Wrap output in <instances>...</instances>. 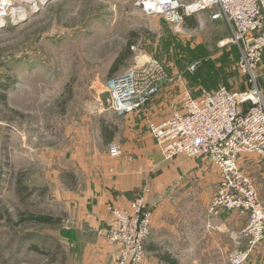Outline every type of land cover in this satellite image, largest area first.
I'll use <instances>...</instances> for the list:
<instances>
[{
	"label": "rangeland",
	"instance_id": "374dc122",
	"mask_svg": "<svg viewBox=\"0 0 264 264\" xmlns=\"http://www.w3.org/2000/svg\"><path fill=\"white\" fill-rule=\"evenodd\" d=\"M27 4V16L0 24V95L7 97L6 105L0 100V264H111L109 253L101 256L104 245L73 244L61 238L80 225L65 210L70 197L75 202L85 178L94 181L102 176L103 164L113 162L107 158L108 145L121 142L112 140L114 121L105 115L114 111L107 104L108 80L157 58L184 80L168 86L173 89L167 107L171 112L184 88L200 95L220 87L243 91L254 83L238 69V49L228 42L229 28L215 17L216 9L187 16L177 28L162 14L139 7L137 0H50L35 10ZM120 55L126 57L111 72ZM254 75L264 94V56ZM14 87L19 90L12 92ZM162 91L155 97H164ZM151 117L137 126L141 183L136 194L148 188L151 203L182 184L186 196L180 202L188 209L180 218L184 238L177 245L162 242V249L184 255L177 258L180 264H230L232 254L250 245L243 233L246 214L222 212L216 219L209 214L220 180L218 168L209 159L201 165L184 155L165 158L147 128L150 120L160 119ZM23 128L31 134L23 148L35 157L16 164L9 130L17 134ZM125 132L118 135L128 141ZM240 165L264 203V158L244 153ZM24 169V183L35 190L26 201L17 192V176H12ZM164 200L167 206L170 198ZM23 210L35 214L58 210L61 221L21 223ZM108 227L100 233L110 249ZM150 239L141 264H160L158 256L148 252ZM243 264H264V244L255 245Z\"/></svg>",
	"mask_w": 264,
	"mask_h": 264
},
{
	"label": "built area",
	"instance_id": "2783aa9c",
	"mask_svg": "<svg viewBox=\"0 0 264 264\" xmlns=\"http://www.w3.org/2000/svg\"><path fill=\"white\" fill-rule=\"evenodd\" d=\"M27 2L30 3L0 0V24L15 23L27 16ZM137 5L149 13L162 14L177 28L185 24L187 16L216 9L215 17L222 18L229 28L228 42L238 49V69L249 74L254 83L243 91L220 87L203 90L200 95L184 88L168 117L148 123L165 158L184 155L197 159L208 153L204 158L211 160L220 172L209 214L217 218L222 212H238L247 217L243 233L250 245L230 257V264H243L255 245L264 244V203L240 165L244 153L264 158V94L254 75L264 56V0H137ZM178 81H184L182 76H174L161 61L151 57L141 66L108 80L107 104L117 114L126 115ZM108 153L113 159L119 158L122 146L112 142ZM147 191L148 188L136 194L125 207L107 205L110 223L106 234L114 245L111 264H141L145 258L154 221Z\"/></svg>",
	"mask_w": 264,
	"mask_h": 264
},
{
	"label": "crops",
	"instance_id": "0c3cea01",
	"mask_svg": "<svg viewBox=\"0 0 264 264\" xmlns=\"http://www.w3.org/2000/svg\"><path fill=\"white\" fill-rule=\"evenodd\" d=\"M14 90L17 92L19 89L14 87L12 92H14ZM172 90L173 89L171 87L164 88L162 92L166 93L161 95H164V97H155L140 111H134L123 116L118 115L115 111L105 113L106 118H111L112 122L114 121V126L110 128L112 140L119 139L121 141L120 143L122 144L119 142L117 143L122 146L123 154L119 158L113 159L108 153L107 158L113 160V162H109L112 163V165L105 166L103 164V170H101L102 176L99 178L96 177L94 181L85 178L83 180V186L78 188V191L75 192V202H73L72 197H70L69 205L68 207H65V210L71 211V216L73 218L75 217L74 219H76L80 225L78 228L66 233V235L61 238L66 239L69 243L71 241L73 244L79 242L81 245H86V243L96 241L101 247L104 245V251L101 253V256L108 253L109 257L111 256L114 245H111L109 249V244L100 233L101 230H104V228L110 223V213L106 210L107 205L113 203L119 207H125L136 194L137 188H139L141 183L140 176L137 175V146H139L137 140V126H144L146 117L153 116L151 117L152 119H162L170 114V106L168 109L167 107L168 104H170L169 97L172 96ZM166 95L168 96L169 103L167 102ZM13 108L16 109V112H20L18 111L20 109L16 106H13ZM163 109L167 110L164 111ZM159 110L163 111L160 112ZM168 110L170 111L168 112ZM13 129L14 128H12L11 131L14 132ZM124 130L127 131L125 134L129 135L128 141L121 139V135H118V132H124ZM9 134H11L9 147L11 149L13 162L16 164L19 161L22 163L30 162L35 157V153L23 148V143H26L28 138L31 136L28 129H20L17 134L10 133L9 130ZM20 141L22 142V145L20 144ZM205 159L206 158H203L200 163L201 165L205 164ZM21 171L25 172V169ZM146 176L145 180L150 177L149 175ZM175 188L176 186L173 188L171 193L166 192L161 195L159 199L151 203L149 202V206L153 210L154 214V237L151 236L148 245V252L156 254L160 264L164 263L159 257L165 253L175 258H181V256H184L180 253H174L170 248L162 249L161 247L162 242H172L177 245L184 238L185 234V231L183 230V223H181L180 218L187 216L186 211H188V209L184 208L183 203L180 201L183 196L185 197L186 195L182 193V190H184L182 184L177 190ZM167 194H169V196ZM165 195H167L166 198H170V201H167V206H164V199H166ZM176 199H178V202ZM58 213L59 212L57 210L56 213L49 214H52L53 216L56 215V217H58Z\"/></svg>",
	"mask_w": 264,
	"mask_h": 264
},
{
	"label": "trees",
	"instance_id": "16d2710c",
	"mask_svg": "<svg viewBox=\"0 0 264 264\" xmlns=\"http://www.w3.org/2000/svg\"><path fill=\"white\" fill-rule=\"evenodd\" d=\"M131 47V43L128 44V50H130ZM125 55H120L115 62V67L111 70V72L115 71V68L119 65L120 62H122L125 59ZM3 100V102L7 103V97L6 95H0V100ZM14 177H16L17 179V192L19 193V195L21 196V199L23 201L28 200V198L35 192V190H31L30 187L24 183L25 181V172L24 171H20L19 174L16 173L14 175H12ZM20 219L18 222L24 223L25 221H29V222H37V223H43V224H57L61 221L60 217H56L53 216L52 214L49 213H31L28 210H23L20 213ZM160 260L164 263V264H180V261L165 253L164 255H160Z\"/></svg>",
	"mask_w": 264,
	"mask_h": 264
},
{
	"label": "bare ground",
	"instance_id": "6f19581e",
	"mask_svg": "<svg viewBox=\"0 0 264 264\" xmlns=\"http://www.w3.org/2000/svg\"><path fill=\"white\" fill-rule=\"evenodd\" d=\"M29 1L30 3H32V8L34 9V7H38L41 2L44 3L45 0H29Z\"/></svg>",
	"mask_w": 264,
	"mask_h": 264
},
{
	"label": "water",
	"instance_id": "95a60500",
	"mask_svg": "<svg viewBox=\"0 0 264 264\" xmlns=\"http://www.w3.org/2000/svg\"><path fill=\"white\" fill-rule=\"evenodd\" d=\"M48 1H50V0H45L44 3H47ZM44 3H43V4H44ZM207 154H208V153H203L202 155H200V156L197 158L199 164L202 162L203 158H204Z\"/></svg>",
	"mask_w": 264,
	"mask_h": 264
}]
</instances>
